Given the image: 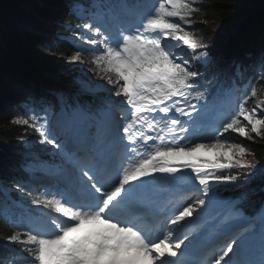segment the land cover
Segmentation results:
<instances>
[{
  "label": "snow or ice",
  "instance_id": "6c2138e0",
  "mask_svg": "<svg viewBox=\"0 0 264 264\" xmlns=\"http://www.w3.org/2000/svg\"><path fill=\"white\" fill-rule=\"evenodd\" d=\"M194 5L154 0L145 11L117 0L86 15L81 0H25L22 17L0 16V46L27 38L55 52L57 30L67 33L65 63L99 75L108 105L94 112L88 82L38 89L0 70V105L12 123L31 127L60 158L42 177L24 159L7 166L27 182L0 176V187L35 211L0 237V264H264V228L258 243L254 230L233 229L243 213L235 201L228 221L209 211L221 203L215 185L249 182L258 171L239 138L264 139V7L259 46L240 56L214 53L191 34ZM237 87L242 94L226 104ZM55 107L84 123L54 128ZM177 190L199 195L176 199ZM210 230L225 238L208 244Z\"/></svg>",
  "mask_w": 264,
  "mask_h": 264
},
{
  "label": "trees",
  "instance_id": "16d2710c",
  "mask_svg": "<svg viewBox=\"0 0 264 264\" xmlns=\"http://www.w3.org/2000/svg\"><path fill=\"white\" fill-rule=\"evenodd\" d=\"M88 2V0H83ZM103 1V0H99ZM241 0H231V5H218L213 6L214 11H217L223 15L226 21L231 22L237 18L236 4ZM255 1V0H251ZM25 0H0V16L8 19L20 18L24 14ZM199 11H205V6L198 5ZM88 7L92 8L90 0ZM230 8V9H229ZM227 9L233 11H227ZM233 9V10H232ZM260 11L254 12L251 16L241 23L239 30L234 34V37L224 46L217 49H213L214 53H222L226 55H240L244 56L245 53L254 52L260 43V26H259ZM62 32V30H57ZM244 38V43L237 46V41ZM38 49H48L44 47V44H31L27 41V38H18L14 42H10L6 45L0 46V70L10 73L21 80L31 82L36 88L41 89L39 82L44 81L46 86H54L55 82L47 77L42 69L33 62L31 55H35L32 47ZM58 51H55L58 55L64 57L62 53H67L71 48V43L68 39L60 38L58 44ZM46 63V62H45ZM47 68L53 71H57L58 68L53 67L46 63ZM250 74V70H249ZM64 76L77 84L76 79L72 75ZM34 137L39 138L38 133L34 132L31 127L27 129L23 127L15 126L11 121V113L0 105V146L9 148L10 145L15 144L21 137ZM233 139H237L233 137ZM242 143L246 144L255 154L254 160L252 157L248 159L252 160L256 169L259 171L260 165L264 164V139H256L255 141L244 140L239 138ZM47 151V150H46ZM16 153L15 151H13ZM53 155V153H52ZM44 156L47 160H51V153H45ZM22 158V156L18 157ZM28 160V158H27ZM33 162V159H30ZM13 165V163L5 156L3 150L0 149V175L8 176L9 178L15 176L14 167H7ZM240 171L239 169H233L231 172H225V174H235ZM264 185V173H257L256 176L249 182H228L224 190L227 193H232L235 196H240L241 193H248L247 198L243 202L244 208L247 213L254 214L259 211L264 201V191L262 186ZM25 201L20 202L17 194L11 192V195H6L0 187V237L10 233L12 229V223L15 220H19L20 216L25 215L26 208H23Z\"/></svg>",
  "mask_w": 264,
  "mask_h": 264
},
{
  "label": "rangeland",
  "instance_id": "374dc122",
  "mask_svg": "<svg viewBox=\"0 0 264 264\" xmlns=\"http://www.w3.org/2000/svg\"><path fill=\"white\" fill-rule=\"evenodd\" d=\"M150 3L151 1L149 0V4ZM152 3H154V0L152 1ZM198 5L205 6L206 10L204 12L199 11ZM218 5L230 6L231 0H195L194 7L196 8V10L191 13V17H190L192 21V26L190 29L191 34L197 38H202L206 42H211L213 47H219L222 44L228 42V40L231 39L234 36V34L239 30V24L247 16V14L251 13L259 6L264 7V5L262 6L261 4V0H255V1L241 0L239 3L236 4L237 9L233 8L234 11L236 10L235 12H236L237 18L234 21L228 22L225 20L223 15H221V13L214 11L213 6H218ZM84 7L86 6L84 5ZM229 9H227V11H231ZM57 35L60 36L61 38H65V36H67L64 34L63 35L57 34ZM58 41L59 40L53 41L56 47H57ZM32 49L33 51H35V57L38 58L40 62H42V65H45V62L48 64L51 63L53 67L58 68L57 72L59 73H66L68 75L75 74L78 81H80L81 86L85 82H88L87 86L92 89V92H97L99 89H101L99 87H95V85L101 83V77L99 75H94L92 72L88 71L86 68H83L79 64H71V65L66 64L64 57L58 55L56 52L49 51L48 49H38L35 46L32 47ZM84 59L89 60L90 57L85 55ZM259 90L261 93H264V88L261 87V89ZM93 95L96 96V98L101 97L105 99L107 96V93L104 90L102 94L98 92L97 94H93ZM229 102H233V97L231 96L229 98L228 93H227L225 103L227 104ZM58 109L56 110V112L58 111L56 115L54 114V118L56 117V119L59 121L61 116L62 118L64 116L67 120L68 115H66V110H64L63 107H59ZM103 110L104 109H102L101 111L102 113H103ZM56 119L54 120L55 122H57ZM55 122H53L54 127L56 125ZM24 139H25L24 143H21L20 139H18L15 144L10 145V149L16 151L17 153L23 154L24 157L29 156L32 159L33 157L34 159H36V162H34L35 164L31 163L32 175H35V170H37L38 168H41L39 167L40 163H42L41 166L46 167V169L47 168L48 170L52 169L53 168L52 165H48L47 163H44L45 159L42 156L46 147L47 149L50 148L52 150L51 146L40 144L32 138H24ZM66 139H67V136H66ZM17 162L18 161H15V164ZM215 187L217 188L218 184L215 185ZM2 188L4 191H6V193H8V190H10L4 187ZM218 199H220L221 201L220 204L225 203L224 199H221V198H218ZM209 211L211 212V214H213L212 217L217 216L216 213H214L215 211H214L213 206L211 207ZM232 212L233 210L230 211V213ZM262 213L264 216V210L262 211ZM237 220H243V218L240 217ZM254 225H257V221L254 222Z\"/></svg>",
  "mask_w": 264,
  "mask_h": 264
},
{
  "label": "bare ground",
  "instance_id": "6f19581e",
  "mask_svg": "<svg viewBox=\"0 0 264 264\" xmlns=\"http://www.w3.org/2000/svg\"><path fill=\"white\" fill-rule=\"evenodd\" d=\"M139 4H141L142 6H143V10H145V11H147L148 10V8L149 7H146V6H150V4H149V0H141V2L139 3ZM58 112V111H57ZM60 116H61V114H60ZM64 118V119H63ZM62 118V116H61V118H60V122H59V124L61 125V127L63 128L66 124L64 123V121L66 120V118L65 117H63ZM62 134H64V133H62ZM215 213V212H214ZM216 215H217V213H216ZM237 223H239V221L237 222ZM253 225H254V223H253ZM261 230H262V228L261 229H256V232H255V236H256V240H257V243H258V241H259V235H260V232H261ZM216 234L218 235L219 233L218 232H216ZM215 234V235H216ZM212 236H210V237H207L206 239H210Z\"/></svg>",
  "mask_w": 264,
  "mask_h": 264
}]
</instances>
